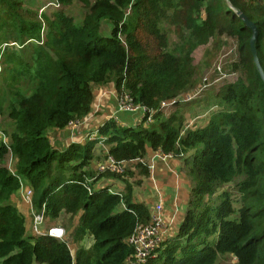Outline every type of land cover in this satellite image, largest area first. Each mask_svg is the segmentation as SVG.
<instances>
[{
    "label": "trees",
    "instance_id": "1",
    "mask_svg": "<svg viewBox=\"0 0 264 264\" xmlns=\"http://www.w3.org/2000/svg\"><path fill=\"white\" fill-rule=\"evenodd\" d=\"M51 2L58 8L78 2L84 17L75 21L56 9L51 18L46 11L56 7L40 11L49 2L33 9L26 0H0V26L19 31L21 48L31 49L7 57L1 68L0 110L14 127L3 129L8 141H0V264H223L227 255L238 264H264V81L249 45L252 31L237 13L258 25L264 70V0ZM103 20L111 23V36L102 33ZM231 41L237 57L223 69L237 72L235 81L219 83L201 103L183 100L199 88L209 54L196 63L195 50ZM108 83L118 99L129 95L143 109L137 124L111 118L96 137L54 147L49 130L90 115L97 86ZM190 104L208 110L205 123L186 125ZM100 141L107 147L102 156L96 155ZM149 147L180 159L191 190L176 236L139 262L129 238L149 225L155 209L133 195L151 173ZM110 158L121 169L101 172L99 163ZM102 177L125 189H95ZM23 185L33 191L34 211L44 210L46 230L69 219L57 225L65 229L63 238L29 232L12 201Z\"/></svg>",
    "mask_w": 264,
    "mask_h": 264
},
{
    "label": "rangeland",
    "instance_id": "2",
    "mask_svg": "<svg viewBox=\"0 0 264 264\" xmlns=\"http://www.w3.org/2000/svg\"><path fill=\"white\" fill-rule=\"evenodd\" d=\"M51 1H54V0H26V2H28L27 6L32 7L33 9H37V8L39 9L40 7L44 6L43 5L44 3L51 2ZM56 9L64 10V12H66L67 14L73 15L75 17V21L82 20L84 17V12H85L82 6L78 4V2H75L69 7L61 6L60 8L56 7V8L48 9V11H46L47 12L46 15L52 18L53 13L57 11ZM102 23H103L102 33L105 36H111L112 30H113L111 23H109L107 20H103ZM170 36H171V40L175 38L174 33H170ZM23 40H24V36L19 31H15V30L8 29V28H3L0 26V79L2 78V74H3L1 71V68H5L7 65V62H6L7 57H10V56L18 57L19 55H21L22 52L27 53L31 50V49L30 50L28 49L29 46H27V48L26 47L21 48L20 44L23 43ZM229 45L215 48V46H213V44L210 42L207 45H201L199 48L195 50L193 55H194V59L196 63H201L202 61H204V57L207 54V52L209 54L205 58V67L203 69V75L201 76V79H200L201 81L199 84L200 85L199 88L196 89V91L189 93L194 96L193 102L196 103L199 101L201 103V101H203L204 98L208 97V95L211 94L219 86V83L223 81L233 82L238 77V73L235 71L234 72L230 71V67H226L227 69L225 68L226 70L225 72L223 69L229 61L232 62L237 57L236 56L237 45L235 44V41H231ZM8 76H9L8 78H11L17 81V79L14 77V74L12 75L9 74ZM4 83H5L4 80H0V95L4 94L3 92ZM103 98L104 97H100V96L97 97L95 105H94V115H97L98 112L101 110L100 109L96 111L99 107L103 105L101 104V101L103 100ZM193 105L190 104L184 107V110L185 108H187L186 110H188L187 112L186 110L184 111L186 115L185 116L186 125L195 126L196 124L205 123L209 118L208 110L204 107L197 106L196 104H193ZM104 108H105L104 110L106 112V115H108V119L114 118L117 120L118 118H120L121 120L126 121V122L135 120L133 116L137 115V112L140 113V110L132 111V110L122 109L119 106V101H117V105H116V104H113L112 100L107 101L105 103ZM173 110L174 108L168 109V112H172ZM123 121L121 122L124 123ZM102 123H100L98 126H100ZM98 126L97 128L96 127L91 128L89 126L88 127L89 129H87V128H84V126L79 125V123L73 124L71 126L72 132H75L73 136V140H77V141L72 140L73 143H77V142L84 143L90 137L91 138L96 137L97 136L96 130L99 128ZM13 127H14L13 120L8 118V116L0 110V130L4 131L3 129H5L7 131H12ZM48 134H50L49 138L51 139L52 144L54 145V147L58 149L59 148L64 149L67 144L68 145L72 144V142H70L71 138H68V139L59 138L58 139L59 132L53 131ZM7 141H8V138H7ZM98 143H101V142H98ZM149 159L151 161L150 165H152L154 169H155L154 163L157 164L161 160L160 157L156 160L155 159L153 160L152 157L148 158V160ZM5 162L6 164H8L9 167H12L13 169L14 161L12 159H10L7 156ZM168 170L174 175L178 174V172H176V170L173 169L171 165ZM179 173H181L184 176V173L182 172V170H180ZM177 176L180 177L181 183H183L182 176L180 174H178ZM185 180L187 181L186 177H185ZM186 183L189 184L188 181ZM23 188L21 190V194L16 197V203L20 205L24 211L26 210L25 208V205H26L29 208V214L31 215L30 204L27 203L23 197V192L25 191L26 188L24 189ZM121 210H123L122 206H120L115 213L120 212ZM31 219H32L31 227L33 229L34 216H32ZM47 223H49V220ZM62 223H66V224L69 223V219L66 217L62 218L61 221H59L57 225H62ZM45 226H46V223H45ZM34 233L36 232L34 231ZM75 252H76V247L74 248V253ZM219 262L223 264H238L236 258L233 255H227L226 257L221 258Z\"/></svg>",
    "mask_w": 264,
    "mask_h": 264
},
{
    "label": "crops",
    "instance_id": "3",
    "mask_svg": "<svg viewBox=\"0 0 264 264\" xmlns=\"http://www.w3.org/2000/svg\"><path fill=\"white\" fill-rule=\"evenodd\" d=\"M95 93H96L95 102H96L97 97L99 96L104 97L103 100L101 101V104L103 105L96 110L98 111L101 109L97 115H94V109H93L92 113L86 116L83 120H79L78 122H73L67 125L66 127H64L63 129L49 130L48 133H51L53 131L59 132L58 139L59 138H64V139L71 138L70 142L73 143V141H77V140H73V136L75 133V132H72L71 130V126L73 124L79 123V125H82L84 126V128L89 129L88 128L89 126L91 128H94V127L97 128V126L100 123L108 120V115H106L104 107H105V103L109 100H112L113 104L117 105L118 97H117L116 88L114 87L113 83H108L105 85L97 86ZM95 102H94V105H95ZM94 105H93V108H94ZM140 116H141V113L137 112V115L133 116L135 120L128 121V123L137 124ZM118 120L119 122L123 121L120 118H118ZM123 122L127 124L126 121H123ZM100 142L101 143H98V145L96 146L97 147L96 155L98 156L99 155L102 156L104 154V150H107V147L106 148L104 147L102 141ZM150 157H152L153 160L154 159L156 160L160 157L161 160L157 164L154 163L155 169L151 165L150 175L148 177L142 176L141 183H139V185H135L134 192H133L134 199H136L137 201L145 202L147 205H149L151 210L155 208L157 204L159 203H161L164 206V211H165L164 224H166V227H167L166 232H165V238H171V237L176 236V234L178 233L177 231L181 225L180 223L183 220L184 213L186 212L187 205H188L186 202L189 196V191L191 190V185L187 184L186 183L187 181L185 180L184 176L181 173H179V171L182 170V165H181L182 163L180 159L177 160L173 158L172 155H167L166 153L162 151H158V152L154 151L149 147L147 150L146 157H145L146 161L149 164L151 163L150 159L148 160V158ZM97 163H98L97 159L93 160L88 167L90 169H95L97 168L96 167ZM132 164L135 165L136 161L130 163V165ZM170 165L173 169L176 170V172H178V174L182 176L183 183H181L180 177L177 176L178 174L174 175L168 170L170 168ZM106 186L110 187L111 192L113 193H119L125 189V186H123V184L120 181H118L117 179H111L107 177L100 178L96 182V184H94V187L97 190H99L102 187H106ZM23 187L25 188L24 185L22 186V188ZM20 194H21V191H19L18 194L12 198V201L16 204V206L20 209V211L24 213V215L27 218V228L31 234H34L33 229L31 227L32 226V219H31L32 212L30 215L29 208L26 205H25L26 210L24 211L23 208H21V206L16 203V197L19 196ZM23 197H24V192H23ZM121 206L122 208L125 207L124 205H121ZM46 224L49 226V223L46 222ZM72 252L74 254V250H72Z\"/></svg>",
    "mask_w": 264,
    "mask_h": 264
},
{
    "label": "built area",
    "instance_id": "4",
    "mask_svg": "<svg viewBox=\"0 0 264 264\" xmlns=\"http://www.w3.org/2000/svg\"><path fill=\"white\" fill-rule=\"evenodd\" d=\"M59 4L57 2H49L47 5L42 7L40 9L41 13L44 12L45 8L49 7H56ZM194 98L193 95L187 94L182 97L183 100L190 101ZM127 100V101H126ZM177 100V98H176ZM176 100L171 101V102H166L163 101L161 105L163 107H168L172 105ZM119 101V106L122 109L125 110H132V111H143V109L139 106H134L132 99L127 95L123 99H118ZM0 141L7 142V137L4 131L0 130ZM99 170L101 172L111 169L113 171H117L121 169V166H117L116 162L110 158L107 162L105 163H99ZM24 191V199L27 203L30 204V208H32V195L33 191L31 188L25 187ZM44 210L40 213L34 211L32 208V214L34 216V226H33V232L35 231L36 235H42V234H48L52 237L55 238H63L65 235V229L63 227L59 226H53L49 227L47 230L45 229V216H44ZM164 206L159 203L153 210L151 214V221L148 226H141L140 229L129 238V243L134 246L135 251H136V258L138 259L139 262L144 261L146 257L153 251L155 250L160 243L165 239V232H166V224H164Z\"/></svg>",
    "mask_w": 264,
    "mask_h": 264
},
{
    "label": "water",
    "instance_id": "5",
    "mask_svg": "<svg viewBox=\"0 0 264 264\" xmlns=\"http://www.w3.org/2000/svg\"><path fill=\"white\" fill-rule=\"evenodd\" d=\"M239 17L242 19V21L244 22V24L251 29L252 31V35L250 37L249 40V45L251 46V52L253 55V59H254V63L257 66V69L261 75V78L264 81V70L262 68V65L259 62V58H258V48H257V40H258V35H259V28L258 25H256L254 22H252L245 13L241 12V11H237Z\"/></svg>",
    "mask_w": 264,
    "mask_h": 264
}]
</instances>
